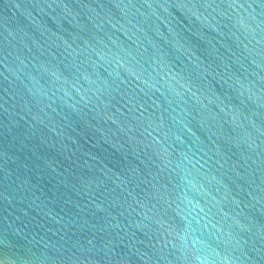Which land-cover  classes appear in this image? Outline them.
I'll use <instances>...</instances> for the list:
<instances>
[{
  "label": "water",
  "instance_id": "1",
  "mask_svg": "<svg viewBox=\"0 0 264 264\" xmlns=\"http://www.w3.org/2000/svg\"><path fill=\"white\" fill-rule=\"evenodd\" d=\"M0 264H264V0H0Z\"/></svg>",
  "mask_w": 264,
  "mask_h": 264
}]
</instances>
